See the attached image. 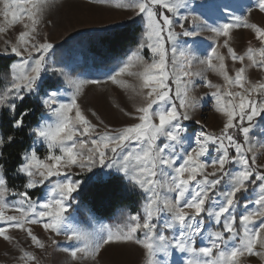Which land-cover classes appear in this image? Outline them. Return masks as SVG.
Wrapping results in <instances>:
<instances>
[{
	"label": "snow or ice",
	"instance_id": "6c2138e0",
	"mask_svg": "<svg viewBox=\"0 0 264 264\" xmlns=\"http://www.w3.org/2000/svg\"><path fill=\"white\" fill-rule=\"evenodd\" d=\"M51 5L52 0H0V58H17L3 77L0 110L20 131L34 111L25 106L29 100L35 98L43 110L29 129L32 145L15 168L25 180L22 190L10 188L4 174L5 148L15 135L0 133V238L16 242L19 264L40 260L20 247L9 229L25 233L36 249L48 247L32 226L50 233L51 244L77 264L95 262L106 245L128 243L144 250L145 264L264 261V164L257 160L264 139L255 135L264 134V79L249 76L250 68L264 73V26L249 21L252 5L245 0H116L115 7L133 13L124 27L138 26L141 38L107 79L69 81L74 91L68 99L58 81L45 79L49 71L66 76L48 66L54 44L46 35L41 39ZM255 7L264 13V0H255ZM17 25L21 30L14 39L6 38ZM236 28L250 29L260 47L238 54L230 45ZM204 32L213 33L212 45L200 39ZM221 47L227 55L218 51ZM228 59L240 67L230 69ZM208 72L224 83H213ZM108 81L128 94L133 111H121L135 122L114 128L92 112L101 130L77 101L85 84ZM197 87L209 91L197 97ZM209 105L224 118L219 133L207 132L195 119L196 111ZM124 180L143 193L142 214H128L115 230L68 226L65 214L90 185L110 188ZM37 188L45 195L33 199L30 192ZM9 196L15 200L9 202ZM52 235L74 243L58 245ZM173 250L181 255L174 259Z\"/></svg>",
	"mask_w": 264,
	"mask_h": 264
},
{
	"label": "rangeland",
	"instance_id": "374dc122",
	"mask_svg": "<svg viewBox=\"0 0 264 264\" xmlns=\"http://www.w3.org/2000/svg\"><path fill=\"white\" fill-rule=\"evenodd\" d=\"M115 2L116 0H113V4L108 5L94 3L93 0H52V5L46 12L44 22L40 26L41 39L46 35L49 42L54 44V49L49 53L48 66L50 68L62 69L66 73V76L61 75L59 71H49L45 79L58 81L63 91L67 94L65 99L70 98L74 91L69 81L107 79L108 73L115 69L119 62L129 52L128 51L117 61L107 60V62H100L88 53V40L94 37V35L109 32L114 28L131 24L129 18L133 13L129 10L115 7ZM245 2L251 4L253 7V11L249 16V21L264 26V13H260L258 8L255 7V0H245ZM181 11L183 12V9H181ZM20 30L21 26L17 25L14 29L10 30L6 38L14 39L15 33ZM212 37L213 33L204 32L200 39L204 40L206 45H212ZM140 38L141 34L139 39ZM223 39V37L219 38V43L222 44ZM2 45L3 39H0V46ZM230 45L238 54H244L249 46L253 48L260 47L259 41L255 39V34L247 28L234 29ZM218 51L221 54L227 55V49L225 48H218ZM145 55L146 58H150L151 53L145 50ZM226 63L230 69L240 67L239 63L234 65L231 59H228ZM232 74H234V72ZM207 75L213 83L221 85L224 83L222 78L213 72H208ZM249 76L253 81L264 79V73L252 68L249 69ZM123 79L130 83L134 82L131 77L125 76ZM5 83L6 81L3 79L2 88L5 86ZM208 91L207 88L197 87L193 94L200 97ZM77 102L94 124L99 125V122L96 116H92V112H95L105 124L114 128L123 127L135 122L125 116L124 112L121 111V109L133 111L132 101L128 99V94L119 86L112 84L111 81L101 84H85ZM2 111L3 110H0V116ZM195 119H199L201 123L205 125V130L209 133H219L224 123V118L221 114L215 112L210 105L206 108L198 109L195 113ZM185 123L190 125V130H199V125L192 124L191 122ZM99 128L102 130L103 125H99ZM255 135L264 139V134L255 133ZM39 154L41 158H43L45 150L41 148ZM257 160L259 163L264 164V149H259L257 151ZM126 183L128 184L127 181ZM35 190L42 191L40 197L45 195L42 188L33 189L31 191ZM135 190L139 191L138 189ZM140 193L143 200L141 202V208L137 212L142 214L144 196L142 192ZM8 200L12 202L15 200V197L9 196ZM6 214L15 215L17 213L8 211ZM128 214L135 213H131L128 209H121L111 220H103L85 209L78 199L76 204L73 205V209H70L65 215L68 216L69 227H77L93 232L100 228H112L115 230L118 225H122L125 222ZM32 227L34 233L48 245L45 250L36 249L32 246L26 234L19 230L9 229V234L16 238L20 247L34 252L40 260V264H77V262L71 259L68 253L57 250V245L51 244V240L49 239L50 233L44 232L41 227ZM216 227L215 224L212 225L213 230H215ZM52 238L56 239L58 245L62 246L74 243L67 241L64 236L56 237L52 235ZM200 244L201 241L198 239L197 246H200ZM19 255V248L16 246L15 241L10 244L4 241L3 238H0V264H19L17 260ZM180 255V253L173 250L174 259ZM145 262L146 257L144 250L139 245L128 243L106 245L105 248L101 250L95 262L85 260L82 264H145ZM243 264H264V261L259 260L257 257H248L245 258Z\"/></svg>",
	"mask_w": 264,
	"mask_h": 264
},
{
	"label": "trees",
	"instance_id": "16d2710c",
	"mask_svg": "<svg viewBox=\"0 0 264 264\" xmlns=\"http://www.w3.org/2000/svg\"><path fill=\"white\" fill-rule=\"evenodd\" d=\"M119 29V32L115 35H113L112 31L94 35L88 40V53L100 62H107V60L117 61L130 49L135 48L142 30L138 26H123L119 27ZM12 59L15 58H0V89L3 86V76L7 74L8 64ZM25 106H31L34 111L25 117V128L23 131L11 128L8 123L9 118L3 114L6 110H3L0 116V133L5 136L8 134L15 135L14 143L5 148L6 165L4 174L8 179L9 187L17 190H22L25 180L15 175V168L20 163L21 153L32 145L33 138L29 135V129L40 120L43 111L38 107V102L35 98L29 100ZM30 195L33 198H37L42 195V191H31ZM142 200L141 193L131 189L130 185L124 180L110 188L90 185L84 196L79 199V202L98 218L111 220L121 209H128L131 213H136L141 208Z\"/></svg>",
	"mask_w": 264,
	"mask_h": 264
}]
</instances>
